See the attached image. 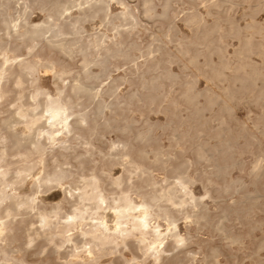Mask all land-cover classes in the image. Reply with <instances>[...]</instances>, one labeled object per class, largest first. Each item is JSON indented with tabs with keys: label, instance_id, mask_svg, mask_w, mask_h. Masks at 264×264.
<instances>
[{
	"label": "bare ground",
	"instance_id": "1",
	"mask_svg": "<svg viewBox=\"0 0 264 264\" xmlns=\"http://www.w3.org/2000/svg\"><path fill=\"white\" fill-rule=\"evenodd\" d=\"M33 1H35V0H33ZM223 2H225V0H213L209 5H216V6L222 5V6H224L222 4ZM241 2L242 1H240V3ZM253 2L254 1H252V3ZM232 3H235V2L233 1ZM236 3H238V2L236 1ZM245 3H247V2L245 1ZM261 3H263V2L261 1ZM261 3H260V5H261ZM225 5H227V4H225ZM232 5H234V4H232ZM239 5H241V4H239ZM119 6H123L122 3ZM192 6H191V8L196 7V6H194V7H192ZM167 7H168V2H166L165 5L162 7L163 8L161 11L162 13L158 15L157 12L155 11V7L152 3V0H143L142 1V7H141V13L143 14L144 17H146V19L147 18L152 19L155 16H162L163 17V16L167 15ZM256 7H258V6H256ZM206 8H204V9H206ZM212 8H214V7H210L209 9H212ZM195 9H197V7ZM40 10L45 13L44 19L40 23L29 24L27 21L28 7L26 5L23 6L21 11H19L16 16L4 17L3 8L1 7V4H0V17L2 16V19H1L2 22H1L0 30L3 31V34L0 35V56H1V59H0V99L3 98L2 96L5 94V91H3L4 84L6 85L7 81H9L10 79H13V82H14V83L12 82L13 84L10 85V88L13 92H16L15 95L17 96L15 99V104L13 105L14 108H11L9 106L13 110H11L10 114L7 117L2 118L0 120V130H4L5 133L7 134L6 138H0V143H4V142L8 143V148H7L8 150L7 149H1L3 146L0 147V161L5 162V160H6L5 158L8 154L12 155L13 158H16V159H12L11 161H8L5 165V167H3L0 164V264H20V263L14 261L12 259V256L10 255V253L14 252L16 250H14L12 248L7 249L6 248V244H7L6 240H8L9 234L11 232H13V229H14L13 219H14V217L16 215L23 214V213H25L29 217L35 218V220L28 221V223H27L28 226H26L27 228H25L26 229V236L28 238V241H27L26 246H25V251H27V248L29 246H31L32 242L34 240H36L38 237L43 236L47 239H49V238L51 239L52 236H54V237L58 236L60 238V241L58 243H56V241L53 243L54 244V251L57 254H59L60 249L62 247H64L65 245L70 246L69 252L68 253L66 252L67 253L66 256H63L64 262L61 264H96L99 262L100 258H102L103 256L108 255V254H117V253H118L119 257L123 259V264H130L131 261L132 262L134 261L137 264H147L146 261L149 258L152 260V264H163V261L165 259V253L172 250V249H175L179 246H182L185 243V239H186L183 237L184 235L183 236L181 235L182 233L180 234L177 231L178 226L176 224L177 223L176 222L177 218L175 216L176 211L173 212L172 211L173 209L171 210L170 207L180 208V210L184 214L183 217L185 216L186 219L189 218V220L192 219L194 222H200V221L207 222L208 219L206 218L207 217L206 213L203 212V211H205L204 210L205 206H204V203L202 202L203 198H200L201 196L196 197L191 192L192 188L189 189V186H188L190 179L185 174V173H187V170L185 171V173L181 170L182 166L185 162L183 164H182V162L180 164L179 163L174 164L171 167L170 161H172L173 158L170 161L168 160L169 161L168 163H170V164L165 162L168 159L167 157L169 154L167 152L169 150L167 149L168 151L166 150V152L164 153V155H166V153L168 154L167 157H164V158H166V160L164 161L162 156H163V152L165 150L162 151L161 148L163 146L160 148L159 145L158 146L155 145L158 148L153 149L151 151V153H153V157H152L153 160H150L151 159L150 158L148 161L147 158L150 155V154L148 155V150L143 148L142 146L141 147L139 146V148H137V146L140 145V143H142L144 145L147 143L146 145H148V141L151 142L150 133H151V129H153V127L150 125L151 123L147 124L146 120L145 121H146L147 126L145 129L140 127L142 125L141 124L139 126L140 130L138 128V131L137 132L135 131L136 134L133 132L135 134L134 140H136V142L137 141L140 142L137 146L135 145L137 148L136 152L132 150L133 153H135V156L131 155V150L128 147V142L120 139V137H122V136L119 137L117 135L119 137V138L117 137L118 140L117 139L115 140V138H116L115 137L114 138L115 141L111 143L110 152L108 153V157H112V158H110L111 164H113V163L114 164L117 163L118 165L120 164V166H122L123 171H124V175L121 174V172H120L121 175H119L117 177L115 175V177L113 176L114 177L113 178L110 175V173H112V171L110 172L111 167H110V169H108L107 175L109 176V181H110L109 183H110L111 187L112 186L115 187V189H110V191L108 190L110 193H112V196L110 195V197H109L103 193V182H102L103 179L101 178V176L97 172L95 173L94 171L89 175V177H86V175L85 176L81 175L80 180H77L76 182L75 181L69 182V185L62 190L64 193V200L70 206V209H68V211L65 213L61 212V205L59 203H56L55 205L51 206V208L48 210L43 205L42 199L40 198V194L46 193L45 191H47L50 188L63 185L64 181L67 180L71 176V172L67 169L68 167L65 169L63 167V164H66V162L69 161L66 158L67 153L64 151H67V150L70 151V149L72 148V145H71L72 140L79 141V143H84L85 145H89V147H90V145H91L90 137H92L94 134H98V131L100 129L103 131H105V130L110 131L111 130V132L113 133L114 130H112V129L115 128V126L117 124L113 125L110 120L105 119L106 117H104V119L106 120L104 122H102L101 120H97V118L99 119L100 117L107 116L108 113L106 115H104V111L106 108H111L110 101H109V104H107V102H105V101L102 102L101 96H103L104 93H106L107 95L109 94V96H116V94H119V93H117V89H119L120 87H118L119 85H117V81H119L120 78L119 77L113 78L111 76L112 64L116 67V69H118L119 66L115 65L113 61L121 60L123 64L124 63H128V64L132 63L136 69L143 66L146 68L147 72L152 73L150 75V77L148 79H146V77L144 75V74H146V72H145L142 75V79H143L142 82L139 79L140 80L139 83H141L140 84V86H141L140 90H143L144 92L146 90V93L148 91V93L146 94L145 97L147 99H149L150 102H152V103L156 99V95L158 93V90H160V87H159L160 82L159 81H160V79H162L161 77L173 79L174 74L172 73V71L169 70L170 68L165 69L164 71L162 70L163 72L160 73L161 75L154 74L157 71L158 72L160 71V70H158V68H159V63H161L160 62L161 60L160 61L157 59L155 60L156 54L153 55L155 51L157 52L161 49L159 46L156 47L157 42L154 43L155 48L152 47V44L149 45L148 47L146 44V48L144 47L145 48L144 50H142L140 47H138L137 44H135L134 42H127L128 38L132 35L133 30L135 29V27L138 24V18H137V15L135 14V9H133L131 7L125 6V7H123V9L121 11H119L117 13H112L108 0H45V1L40 2ZM207 10H208V8H207ZM259 10H260V8H259ZM262 10H264V9H262ZM191 11H192V9H191ZM73 12H76V14L73 15ZM193 12H194V9H193ZM214 12H216V11H214ZM214 12H213V14H214ZM255 12L256 11H254V13ZM211 14L212 13H210V16H211ZM216 14H217V12L214 15H216ZM41 15H42V13H41ZM186 15H187V13H186ZM203 15H204V13H203ZM220 15H222V14H220ZM249 15H251V14H249ZM201 16L199 14H196V13H192V14L186 16V21H185L186 24L184 23V25H187V24L191 25V26L194 25L192 27H195V26L197 27L196 30L199 32L200 36H201L200 33H202L203 35L205 34L204 36L202 35V38L198 37V40H196V41L193 40L190 43L193 44L194 46H196L197 44L205 45V47L207 49L211 45L210 44L211 40H207V39H209L207 37L210 36L211 33H213L212 35H214L216 33V31H218V28L220 29V26L217 27L212 22L213 27L211 26L212 27V28L210 27L211 29H209V28L208 29H205V28L202 29L201 27L206 26V25L204 22L205 20H203ZM144 17H142V18H144ZM220 17H221L220 19H223V22H230V20H231V19L229 20L227 18L228 21L227 20L224 21L225 17L224 18H222V16H220ZM253 17H255V15ZM218 18H219V12H218ZM205 19H207V18H205ZM96 20L99 22V26L104 28V31L99 30V29H95L93 32L88 33L86 31V28H85V23H93ZM150 22H147V23H150ZM214 22H216V21H214ZM232 22H233V19H232ZM249 22L251 23V21H249ZM252 22H253V24L256 23V21L255 22L252 21ZM141 23H142V21H141ZM143 23H142V26L144 25V27H145V24H143ZM235 24H237V22ZM257 24H255V25H257ZM188 25H187V27H188ZM218 25H220V24H218ZM227 25H228V23H227ZM231 26H232V24H231ZM235 26L237 27V25H235ZM245 26H246V24H245ZM192 27H191V29H192ZM233 27H234V25L232 27H229V28H232L233 33H234V30H236L237 28L234 27L235 28L234 29ZM241 27L243 28V26H241ZM171 28H172V26L169 27L168 31L171 30ZM222 28L223 27L221 25V30H225V27L223 29ZM146 30L147 29L145 28V31ZM228 30H231V29H228ZM239 30H240V28H239ZM220 31H218L217 33H219ZM108 32H110L111 36L109 35ZM134 32H135V30H134ZM231 32H232V30H231ZM255 32H257V34H258V32H260V30L259 31L255 30ZM224 33H226V31ZM229 33L230 32L228 31V33H226V34H229ZM253 33H254V30H253ZM191 34H192V31L190 33V36H191ZM263 34H264V32H263ZM155 35H157V34H155ZM212 35H211V37H212ZM215 35H217V34H215ZM225 35L223 37L227 36V35L226 36ZM230 35H231V33H230ZM254 35H256V34H254ZM162 36L165 37L166 39H168L169 41L172 40L169 33H164ZM183 36H185V35H183ZM186 36H188V35H186ZM196 37H194V38H196ZM227 37H229V36H227ZM232 37L235 38L234 36H232ZM241 37H243V36H241ZM261 37H263V35ZM218 38H219V36H218ZM138 39H139V37L137 38V40ZM185 39H182V40H185ZM148 40L150 41V39H148ZM153 40L159 42L160 37H153ZM182 40H181V43L183 44ZM11 41L16 42V45L14 46L15 49H18L21 45H23L26 48H29V50L26 52V56L31 55V53L33 52V49L36 47V44H35L36 42L37 43L43 42L44 44H46L47 49L49 51H56L60 55H63L66 57H72V55L74 53H77L81 56L79 69L75 75H71V68L69 67V64H62L56 70L55 62L51 59L45 60L42 62L41 61L40 62H34L33 60L31 61L30 59H28L27 57L18 58V56H14L11 58L7 55V53L10 50L9 43ZM169 41H168V43H169ZM187 41L188 40L186 39V41H184V42H186L188 44L189 42H187ZM216 41L219 42V39L216 38ZM160 43H161V41H160ZM186 43H184V44H186ZM221 43L224 44L223 42H221ZM149 44H150V42H149ZM176 44H177V41H176ZM225 44H226V42H225ZM242 44H241L242 45L241 49L237 52L238 63L234 67V69L238 72L243 71L242 76L240 75V76H236V78H234L235 80H238V82L240 83V84L238 83L239 85H242V82L243 83L246 81L248 82V80L251 82V81H254L256 78H259L258 76L261 74V72L263 70V69L259 70L258 67H256L254 64L249 62L250 55L254 52V44H253L252 39L248 37V39L245 40ZM159 45H161V44H159ZM260 45H262V44H259L258 47H260ZM162 47L166 48L164 45ZM196 47H198V46H196ZM214 47H216V45ZM219 47L220 46H218V50H219ZM258 47H256L257 51H258ZM262 48L264 49V47H262ZM262 48H261V50H263ZM225 49H226V47H224V51H225ZM218 50H217V52L220 51L219 54H221V57L219 55V57L217 58V60L219 59V61H220V63H219V61H217L219 64L218 67H215L213 64H212L213 65L212 66L209 63L210 65H208L209 66L208 68L214 73V74H211V73L209 74L210 76H212V75L214 76L211 79H215V76H216V78L218 80H221V82H222V79H224L225 75H226V73L224 74V69L229 68V63H227L228 61L226 60V58H225V60L227 62L224 60V57L222 55L223 51L221 49L219 51ZM133 51H139L140 52V56H143V58H144L143 63L139 64L137 62V57L133 54ZM165 51H166V49H165ZM168 52L169 51H166V53H168ZM175 52H174V54H177ZM188 52H189L188 47L182 48L180 50V54L183 56H185L184 54H187ZM213 52L215 53L216 51L212 50L211 53H213ZM198 53H199V51H196V53L194 55L189 53L191 55V57H190V55L187 54V56L190 57V59L188 61L190 64H193L192 65L193 67H194V65H198V64L200 65V63L198 62ZM205 53L206 52H204V54ZM226 53H228V52H226ZM211 55H215V54H211ZM226 55H228V54H226ZM154 56H155V58H154ZM215 56L217 57V55H215ZM253 56H255V55H253ZM263 56H264V54H263ZM206 57H208V56H206ZM168 58L171 59L172 57L169 56ZM203 58H205V57L203 56ZM210 58H211V56H210ZM230 58H231V56H230ZM233 58H234V56H233ZM175 59H176V57H175ZM178 61H181L180 57H179ZM188 61H184V62H188ZM204 61H202V63ZM253 61H254V59H253ZM197 62H198V64H197ZM208 62H210V61H208ZM211 62H212V60H211ZM254 63L256 64L257 62H254ZM263 63H264V60H263ZM263 63H261V64H263ZM232 64H233V62H232ZM203 65L206 66L205 62H204V64L201 65V68H204ZM233 65H235V64H233ZM165 66H167V63ZM179 66H181V65L179 64ZM40 68H43L44 72H47V73H48V71H51L53 73L56 81H59V83H57L54 86L56 88L55 89L56 93H53V94H55V95H52L51 92H49L48 90L42 89L41 86L39 85L41 82L38 84V81H40V80L36 76L37 75L36 73L39 71ZM94 68H96L97 70H94ZM121 68L124 69L123 67H121ZM209 69H207V70H209ZM210 70H209V72H211ZM231 70H233V69H231ZM128 71H129V69H128ZM200 71H202V70H200ZM205 73H203V75ZM206 74H208V73H206ZM231 75H233V74H231ZM234 75H237V74L234 73ZM260 76H262V75H260ZM54 77H51V79ZM130 77H131V75H130ZM67 78H69V79H67ZM136 78H137V75H136ZM176 78H177V76L174 78V81ZM105 80H108V81H106V83L104 84ZM204 80H205V78H204ZM207 80H209V78ZM124 81H126V79ZM167 81H169V80H166L165 84L167 83ZM209 81L212 82V80H209ZM215 81L216 80H213V83ZM256 81H260V80H256ZM232 83H233V81H232ZM232 83L230 85H232ZM24 84H30L29 87L32 88L31 91H29L28 93H25L26 95L23 93V91H24L23 88H22V90H19V88ZM160 84H162V83H160ZM226 84H229L228 81ZM244 84H247V83H244ZM183 85H184V83H183ZM230 85H228V86H230ZM260 85H261V83H260ZM102 86H106V88L103 89ZM163 86H165V85H163ZM169 87H170V85H169ZM173 87H174V85H173ZM214 87H216V85ZM220 87L222 88V86H220ZM248 87H250V86H248ZM259 88H260V86H259ZM262 88L264 89V87H262ZM127 89H129V87ZM232 89H233V87H231V90ZM133 90H134V88H133ZM136 90L139 91V89H136ZM136 90H134V91H136ZM247 90H248V88H247ZM260 90H259L258 95L262 94V91H260ZM130 92H129V94H130ZM141 92L142 91H140L139 94H141ZM144 92H143V95H144ZM233 92H234V90H233ZM236 92H237V89H236ZM254 92H256V90H254ZM132 93L133 92H131V94H130L131 98H132V99L130 98L131 100H133V98L135 100V97L140 99L141 98L140 96H142V99L144 98L143 95H139L137 92H135L133 94ZM162 93H163V90H162ZM181 93H182V97H183V98H181V100L182 99L184 100L183 102L186 103V107L188 106V107L192 108L193 113H195L199 116L202 115L203 111H205L206 109H209V106H211L213 103H216V101H221V104H222L221 108L223 110H230V105L228 104V101L230 99H232L233 95H234L230 91V89L226 88V86H225L224 91H223V95H224L223 98L218 96V95L216 97H213L211 95H206L205 99H204L205 100L204 104L200 105L198 98L203 94H202V92L195 89V86L193 84L186 83L184 90ZM238 93H237V95H238ZM256 94H257V92H256ZM249 95H251V94H249ZM124 96H126V95H124ZM163 96H165V95H163ZM81 98H83V99L85 98V100L87 102H95L94 103L95 106L92 103V105L95 107L94 113L93 114L91 113L93 115L92 119L89 117V115L87 113L89 111L86 112L88 107L85 106L86 107L85 112H82V110H81L82 103L80 101ZM106 98H108V97H106ZM122 98H123V96H122ZM127 98H128V99H126V101H128L127 105L129 106V104H128L129 103V97H127ZM239 98L240 97H238V99ZM124 99H125V97L123 98V100ZM147 99H145V100H147ZM85 100H84V102H85ZM103 100H104V98H103ZM174 100H175V98H174ZM253 100H255V97ZM112 101H114V98H112ZM258 101H260V100H257V102ZM118 102H121V101H119V98H118ZM136 102H137V99H136ZM138 102H139V100H138ZM171 102H172V100H171ZM183 102H181V103H183ZM230 102H231V100H230ZM137 103H136V106H137ZM152 103H151V106H152ZM176 103H178V102L176 101ZM116 104H117V102H116ZM174 104H175V102H174ZM256 104H258V103H256ZM89 105H91V104L89 103ZM130 105H131V102H130ZM141 105H143V104H141ZM216 105H217V103H216ZM231 105H232V103H231ZM128 106H126V107H128ZM132 107H134V106H132ZM143 107H141L142 112L143 111L146 112L147 110L146 109L143 110ZM152 107H154V105ZM155 107H157V106H155ZM176 107H177V105H176ZM180 107H181V105H180ZM162 108H164V107H162ZM174 108H175V106H174ZM263 108H261V109H263ZM91 109H92V107H91ZM115 109H117V108H115ZM122 109H124V108H122ZM128 110L129 109L127 108V111ZM132 110H134V108ZM221 110H219V111H221ZM125 111H126V109H125ZM157 111L159 112L160 109ZM189 111H190V109H189ZM148 112H149V110H148ZM162 112H165V111H162ZM0 113H1V111H0ZM122 113H123V115L125 114L123 111H122ZM122 113L119 112V115H121ZM166 113L167 112H165V114ZM168 113L171 115L172 112L168 111ZM208 113H209V111H208ZM223 113H224V111H223ZM228 113L227 114L225 113V115L229 118L231 117L230 115H234L233 110L231 112L232 114L228 115ZM112 114L113 115L116 114L114 112V109H113ZM130 114L131 115H129V118L131 116H133L132 112ZM137 114H138V112H137ZM142 114H145V113H142ZM110 115H109V117H110ZM114 116H116V115H114ZM124 116H123V118H124ZM109 117L107 116V118H109ZM219 117H217V118H219ZM263 117H264V115H263ZM136 118H138V115ZM109 119H111V118H109ZM131 119L132 118H130V121H131ZM200 119H202V118L200 117ZM204 119H205V117H204ZM207 119H208V117H207ZM213 119H214V117H213ZM224 120H225V118H224ZM98 121L101 124L104 123L103 129L99 128V130H97L98 126L101 125V124L100 125L98 124ZM124 121L126 122V119ZM212 121H214V120H212ZM217 121H218V119H217ZM134 122L135 121H133V123ZM205 122H207V121H205ZM115 123H116V121H115ZM178 123H180V122H178ZM189 123H190V121H189ZM221 123H220V126H221ZM18 125L19 126L23 125L24 129L22 131H21V129L18 131L17 130ZM124 125H123V127H121L122 125L121 126L117 125L119 127L116 126V129L121 130V133L124 131L129 132V131L133 130V129H129L128 126L124 127ZM142 126H145V125L143 124ZM190 126H192V125H190ZM190 126L188 125V127H190ZM201 126H203V125H201ZM193 127H194V124H193ZM21 128H22V126H21ZM141 128H142V130H141ZM155 128L156 127H154V129ZM215 128H217V127H215ZM263 129H261L260 131H262ZM220 130H222V129H220ZM225 130H223V131H225ZM243 130H241V131H243ZM250 130H252V129H250ZM84 131H85V133H84ZM241 131L239 130L237 132L240 133ZM106 133H103V134H106ZM155 133H157V132L155 131ZM227 133H225V134H227ZM252 133L253 132H251L249 134L252 135ZM84 134L85 135L87 134V136L88 135L89 136L87 138H84L83 137ZM123 134L125 135V132ZM184 134L186 135V132H184ZM200 134H201V132H199V136H201ZM154 135H156V134H154ZM250 135H248V137ZM103 136H105V135H103ZM151 136H153V133ZM174 136L176 137V134H174ZM195 136H196V134H195ZM227 136H228V134H227ZM240 136H242V135H240ZM132 137L130 138V141H131ZM186 137H188V136L186 135ZM224 137H226V135ZM206 138L208 139L209 137L207 136ZM262 138H263V136H262ZM95 139H94V141L97 140V139L96 140ZM152 139H154V138H152ZM155 139H158V138H155ZM224 139H225V141H227L228 138L227 139L224 138ZM254 139H255V137H254ZM254 139H253V142H254ZM256 139H258V138H256ZM128 140H129V138H128ZM173 140H175V139H173ZM188 140H190V134H189ZM208 140H205V142H207ZM158 141H160V140H157V142ZM170 141L173 142L172 140H170ZM213 141H215V140H213ZM222 141H221V143L218 141V143H220L219 145H222ZM235 141H236V139H235ZM157 142L152 143L153 144V145H151L152 148L154 147V144ZM105 143H106V141H105ZM129 143H132V142H129ZM210 143L208 142V144H210ZM227 143H226V145H227ZM101 144H102V142H101ZM134 144H136V143H134ZM157 144H159V143H157ZM194 144H195V154L197 156V160L199 162L204 161V163H205V161H206V163L210 162L212 164L213 169L217 172V174H220L221 171L224 168H226L227 166L232 167V166H229L230 164L228 165L226 163H220L218 161L219 159H217L216 157L214 158L213 153L210 152V150L208 149L209 146L207 144H205L204 142L202 143L201 140L200 141L197 140V143L195 142ZM93 145H91V147H94ZM104 145L106 146V144H104ZM104 145H102V147ZM171 145H172V143H171ZM207 146H208V148H207ZM223 146H225V142H224ZM246 146L251 147L250 145H248V143ZM91 147H90V149H91ZM230 147H231L230 145H229V148L227 146V150L230 149ZM103 149L105 150L106 148L103 147ZM215 149L214 150L216 152H217V150H219V149H217V147H215ZM225 149H226V147H225ZM233 149H234V147H233ZM233 149H232V152H233ZM235 149H236V147H235ZM69 151H68V153H69ZM174 151L176 152L175 149H174ZM238 151H239V149H238ZM71 152L72 151H70V153ZM92 152H93V150H92ZM95 152L96 151H94V153ZM100 152L102 153L103 151L101 150ZM232 152H231V155H232ZM242 152H243V150H242ZM258 152H259V150H258ZM73 153L74 152L71 153V156H74V155H72ZM240 153H241V150H240ZM253 153H254V151H253ZM218 155H219V153H218ZM35 156H37L39 158L38 163H40L39 165L42 166V172L39 175L34 177L32 172H33V169L35 168L36 165L33 164L32 161H33V158ZM71 156L69 155L68 158ZM102 156H101V158H102ZM170 156H172V155L170 154ZM174 156H176V155H174ZM49 157H50V160H52L51 161L52 164L48 161ZM74 157H75V159L80 158L79 155L74 156ZM260 157H261V155H260ZM62 158H66L67 161L61 160ZM101 158H99V159H101ZM106 158H107V156H106ZM233 158H234V156H233ZM104 159H105V155H104ZM174 159H176V158H174ZM182 159H184V158H182ZM236 159H237V156H236ZM97 160H98V158H97ZM146 160H147V162L153 161L154 165L156 163V165L157 164H158V166L161 165V167L165 166V164L167 163L171 168V173H172V175L170 176L171 180H169L168 177H165L166 179L163 180V183L165 181L166 185L161 184V185H159V187H157V183L154 182L151 179V177L149 178V172H153V170L150 171V167H151L150 163H149L150 167L148 164H145ZM174 161L175 160H173V162ZM184 161H187V159L185 158ZM225 162H227V161H225ZM233 162L235 164L237 163L235 161H233ZM233 162H232V164H233ZM239 162H241V161H239ZM260 163H261V159L259 158L253 166V175H255L256 177L258 176V174L260 175V173H261V172L259 173ZM68 164H69V162H68ZM90 164L91 163H89L88 166ZM235 164H233L234 167H235ZM10 165H14L15 168L11 169ZM90 166L88 168L89 173H90V171H89ZM96 166H97V163H96ZM99 166H100V164H99ZM77 167H75V169ZM262 167H263V165H262ZM153 168H155V167L153 166ZM170 168H169V170H170ZM226 169H227V171H229L228 168H226ZM240 170H242V168ZM85 171H83V173ZM167 172H168V170H167ZM224 172H225V174L228 173V172H226V170ZM230 173H228V174H230ZM248 173L246 175H248ZM102 175H103V173H102ZM194 175H195V173H194ZM133 176H136L137 179H139L141 181V184L136 185L134 183ZM164 176H165V174H164ZM261 176H262V174H261ZM28 177H33L32 178V184H31L32 187L30 185L31 191L29 193H24L23 191H21V188H22L23 184L25 183L26 179H28ZM75 177H76V175H75ZM152 177H154V176H152ZM209 177L211 179V176H209ZM157 178L159 179V176ZM157 178H153V179H157ZM205 180H207V179H205ZM241 180L242 179H240V181H238V182L241 183ZM225 182L226 181L224 180V184H225ZM255 182L256 181H254V183ZM202 183H203V181H202ZM212 183H214V182H212ZM233 184H236V183H233ZM251 185H253V183ZM26 186H25V188H27ZM202 186H203V184H202ZM226 186H228V185H226ZM147 187L150 188V190L146 191L145 189H147ZM191 187H192V185H191ZM219 187H221V185ZM222 187H223V185H222ZM237 188H239V187H237ZM240 188L242 189V187H240ZM226 189L223 188V190H226ZM256 189H257V187H256ZM132 191L137 193V195L140 197L139 202H135V200L131 198L130 192H132ZM205 191H206V189H205ZM227 191H228V189H227ZM227 191H226V193H227ZM238 191H239V189H238ZM222 193H224V192H222ZM230 193H232V192H230ZM248 193H249V191H248ZM209 194H210V192H209ZM205 196H207V195H205ZM205 196H203V197H205ZM256 196L257 195H250L249 194V195H246V198L248 200H253L254 197H256ZM262 196L260 198H262ZM45 197H47V196H45ZM211 199H212V196H211ZM216 199H218V198L216 197ZM255 200L258 201L257 198ZM235 201L236 200H234V202ZM239 202H241V201H239ZM250 202H252V201H249V203ZM254 202H253V204H254ZM162 203H164V204L167 203L168 206L163 205ZM249 203H248V205H250ZM215 204H216V202H215ZM241 205H243V203H241ZM187 206L191 207V210L186 209L183 211L184 207H187ZM253 206H255V205H253ZM108 213L112 214V217H113L112 224H109ZM208 213H210V211ZM221 214H222V212H221ZM239 214H240V212H239ZM209 215L210 214H208V217H209ZM228 215H229V213L227 214L226 212H223L222 216L226 217ZM177 216H179V214ZM159 217H161L166 222L167 227L165 230L161 229V225H160L161 223H159L157 221V218H159ZM217 217H219V215ZM179 218H180V216H179ZM225 219H224V221H225ZM187 221H188V219H187ZM208 221H211V219ZM21 222H23V219L20 220V223ZM36 223H37V225H36ZM205 226H207V225H205ZM187 227H189V225ZM258 228H260V227H258ZM216 229L220 230L221 232L228 235V237H229L228 240H232L234 242L240 240V238L238 236L230 235V234L226 233V230L222 226H217ZM254 229H256V228H254ZM11 235H12L11 237L13 238L14 237L13 233ZM185 237H186V235H185ZM25 239H26V237H25ZM168 240H170L171 242L169 243ZM133 241L135 242V244H134L135 250H133L131 248ZM10 244H12V243H10ZM257 245H259V243ZM181 248H184V247H181ZM213 249L214 250H212L210 252V254L208 256H206L207 258H215L217 252H216L215 248H213ZM65 250H66V248H65ZM123 250H128L130 252V254H131L130 259L126 258ZM41 251H43V250L40 249L39 252H41ZM170 253H171V251H170ZM177 258H178L177 254H174V255L171 254L170 260H172V262L169 264H178V263H180V264L185 263L186 264V262H183L182 259H180V261H173L175 259L177 260ZM212 261H213V259H212ZM115 262L116 261H114V263ZM117 263L120 264V262H118V261H117Z\"/></svg>",
	"mask_w": 264,
	"mask_h": 264
},
{
	"label": "rangeland",
	"instance_id": "2",
	"mask_svg": "<svg viewBox=\"0 0 264 264\" xmlns=\"http://www.w3.org/2000/svg\"><path fill=\"white\" fill-rule=\"evenodd\" d=\"M41 1H45V0H35V1H33V0H0V4H1V7L3 8L4 17L16 16L18 14V12L21 11V9L23 8V6L26 5L28 7V14H27V21H28V23L29 24H37V23H40L44 19V17H45V13L40 10V2ZM108 1H109V4H110V8H111L112 13H117V12L121 11L123 9V7H125V6L126 7H131L133 9H135V14L137 15V18H138V24H137V26L134 29L136 33L133 30L132 35L128 38V41L127 42H134L142 50H144L146 48V44H147V47L152 44V47L155 48L154 47V43L157 42L156 43V47L159 46L161 49L159 51H157V52L155 51L153 55L156 54L155 55L156 58L154 56L155 60L156 59L159 60V61L161 60L160 61L161 63H159V68L160 69L158 68V70H160V71L159 72L157 71L154 74L161 75L160 73H162L165 69H169L170 68L169 70L172 71V73L174 74V78L176 76H177V78L174 81V78L173 79H168V78L161 77L162 79H160V81H159L160 83H162V84L159 83L160 90H158V93L156 95V99L152 103V102H150L149 99H147L145 97L146 94L148 93V91L146 93V90H145V92L143 90H140L141 89L140 88L141 87L140 86L141 83H139L140 80H141V82L143 81L142 75L145 72H146V74H144V75H145L146 79H148L152 73L147 72L146 71V68L143 67V66H141L138 69H136L135 66L132 63H130V64L124 63L123 64L121 60L113 61L115 65H118L119 66L118 69H116V67L113 64L111 66V76L113 78H117V77L120 78V80L117 81V85H119L118 87H120L119 89H117V93H119V94H116V96H109V94L107 95L106 93H104V95H103L104 97L101 96L102 102L105 101V102H107V104H109V101H110L111 108H106L105 111H104V115H106L108 113L107 116L109 117V115L111 114L110 117H109L111 119L107 118V116H103V117H100L99 119L97 118V120H101L102 122H104L106 120H110L113 125H116V124L119 125V126L122 125L121 127H123V125L125 124L124 127H127L128 126L129 129H133V130H131L129 132L128 131H124L125 132V135H124L123 134L124 132L121 133V130L116 129V126H117L116 125L115 128L112 129V130H114L113 133L111 132V130L110 131L109 130L103 131V130L100 129L101 130L100 131L99 128H102L103 129L104 128V123L101 124L98 121V124L99 125L101 124L100 125L101 127L98 126V129L97 130H99L101 133L98 131V134H94L92 137H90V143H91V145L94 144L93 145L94 147H91V145H90V147H91V149H90L89 145H85L84 143H79V141L72 140L71 141V145H72V148L73 149L71 148L70 151L74 152L72 155H74V156L79 155L80 158L79 159H75L74 156H71V153L72 152L70 153L69 150L64 151V152L67 153V154L66 153L65 154H66V158L69 161H67L66 158H62L61 160H66L67 161L66 164H63V167L65 169L68 167L67 169L71 172V176L67 180L64 181L63 185L50 188L47 191H45L46 193L40 194V198L42 199L43 205L49 210L51 208V206L55 205L56 203H59L61 205V212L62 213L67 212L68 209H70V206L64 200V193H63L62 190L69 185V182H74V181L76 182L77 180H80L81 175H84V176L86 175V177H89V175L93 171L95 173L97 172L101 176V178L103 179V181H102L103 182V193L106 196H109V197H110V195L112 196V193H110L109 191H110V189H115V187H113V186L111 187V185L109 183L110 182L109 181V176L107 175L108 169H110V167H111L110 172L112 171V173H110V175L112 177L113 176L115 177V175H116V177L119 176V175H121V174L124 175V171H123L122 166H120V164L119 165L117 163H115L116 165L114 163L111 164L110 158H112V157H108V153L110 152L111 143L114 142L116 139L118 140V138L120 136H122V137H120L121 140H125V141L128 142V147L131 150V155L132 156H135V153H133V151L136 152V150H137V148H139V146L140 147L142 146L143 148L147 149L148 150V155L150 154L149 157L147 158L148 161H149L150 158H151L150 160H153V158H152L153 157V153H151V151L153 149L158 148L157 147L158 145L160 146V148L163 146L161 149H162V151L165 150L163 152V156H162V158L164 159V161L166 160V158H164V157H167L168 154H169L168 157H167L168 159L165 162L168 163L170 160H172V158H173V160H175L174 161L175 163L173 162V160L170 161V163H171L170 166L171 167L174 164H178V163L180 164L181 162L183 164L185 162L183 164L181 170L184 173L187 170V173H185V174L190 179L189 180V184H188L189 189L192 188L191 189V192L196 197H200L201 196L200 198H203L202 202L204 203V206H205V209L204 210L206 211V212L205 211H203V212L206 213V215H207L206 218L208 220H210V219H211V221L213 220L212 222L211 221H208V220H207V222H204V221L194 222L192 219L189 220V218H187L188 219V221H187L186 217L185 216L183 217L184 214L180 210V208H178V207H170L171 210L173 209L172 210L173 212L176 211L175 212L176 214L175 213L174 214H175V216L177 218V221H176L177 222L176 224L178 226L177 227L178 228L177 231L180 234L182 233L181 235L182 236L184 235L183 237L186 238V239H185V243L182 246H179V247H177L175 249L170 250L171 253H170V251H168L169 253L168 252L165 253V259L163 261V264H169V263L172 262V260H170L171 254L172 255H174V254H177L178 255L177 260L175 259L173 261H180V259H182V261L183 262H186V264H264V195H263L264 194V171H263L264 170V156H263L264 155V139H263L264 138V131H263L264 130L263 129L264 128V117H263V115H264V112H263L264 111V108H263L264 107V97H263L264 96V89L262 88V87H264V84H263L264 83V63H263V60H264V56H263L264 51L263 50L264 49L262 48V47H264V38H263L264 37V34H263V32H264V10H262V9H264V0H260V1L259 0H257V1L256 0H251V1L250 0H248V1L247 0H240L242 2L244 1L243 3L242 2L240 3L239 0H229V1L228 0H225V2L222 3L224 6H222V5H220V6L209 5L213 0H175V1L174 0H152V3L154 5V7H155V11L157 12L158 15L162 13L161 12L162 9H163L162 7L165 5L166 2H168L167 15L166 16H163V17L162 16H155L152 19H149V18L146 19V17H144L143 14L141 13V7H142V1L143 0H108ZM233 1L235 3H232ZM236 1L239 4H241V5H239L238 3H236ZM245 1L247 3H245ZM252 1H254V2L252 3ZM261 1L263 3H261ZM121 3H122L123 6H119V5H121ZM260 3H261V5H260ZM225 4H227V5H225ZM232 4H234V5H232ZM191 6L192 7L196 6L197 9H195L196 7L191 8ZM256 6H258V7H256ZM206 7L208 8V10H207ZM210 7H214V8L209 9ZM204 8H206V9H204ZM259 8H260V10H259ZM191 9H192V11H191ZM193 9H194V12H193ZM208 11L210 13H212L211 16H210V13ZM214 11L217 12V14H216L217 16L214 15L216 13ZM254 11H256V12L254 13ZM213 12H214V14H213ZM218 12H219V18H218ZM41 13H42V15H41ZM186 13H187V15H186ZM192 13L199 14L200 16L202 15L201 17H202L203 20H205L204 22H205V25H206V26H202L201 27L202 29H204V28L205 29H208V28L211 29L213 27L212 22H213V24H215V26H217V27L220 26V29L218 28V31L221 30V25H222L223 28L225 27V30H221L219 33H217L218 31H216V33L214 32L217 35H215V34L212 35L213 33H211L210 36L207 37V38H209L207 40H211V43H210L211 44L210 45L211 47L209 46V48H207V49H206L205 45L197 44L196 46H198V47H196V46H194L193 44L190 43L193 40L194 41L198 40V37L202 38V35H203L202 33H200L201 36L199 35V32L196 30L197 29L196 26L195 27H192L194 25L191 26V25H188L187 24L188 25V27H187V25H184V23L186 24V22H185L186 21V16H188V15H190ZM203 13H204L205 16L203 15ZM75 14H76V12H73V15H75ZM220 14H222V15H220ZM249 14H251V15H249ZM252 15L253 16L255 15V17H253ZM220 16H222V18L225 17V20L224 21H226V20L228 21V19L229 20L231 19V20H230V22H223V19H220L221 18ZM142 17H144V18H142ZM205 18H207V19H205ZM1 19H2V16L0 17V28H1V22H2ZM232 19H233V22H232ZM213 20L216 21V22H214ZM141 21H142V23L144 22L143 24H145V27H144V25L142 26ZM146 21L147 22H150L151 21V22L150 23H147ZM249 21H251L252 24ZM252 21H254V22L256 21L255 24H257V23L258 24L255 25V24H253ZM236 22H237V24H235ZM227 23H228V25H227ZM218 24H220V25H218ZM231 24H232V26L234 25V27L237 28L236 30H234V33H233V29L232 28H229V27H232ZM245 24H246V26H245ZM235 25H237V27ZM170 26H172V28H171V30L168 31V29H169ZM190 26L192 27V29H191ZM241 26H243V28ZM85 28H86V31L88 33L93 32L95 29H99V30L104 31V28H102V27L99 26V22L97 20L94 21L93 23H85ZM145 28L147 29L146 31H145ZM187 28L188 29L190 28V29L188 30ZM239 28H240V30H239ZM228 29H231L232 32H231V30H228ZM258 29L260 30V32H258V34H257V32H255V30L256 31H259ZM190 30L192 31L191 36H190V33H191ZM227 30L231 33V35H230V33L229 34H226V33H228ZM253 30H254V33H253ZM225 31H226V33H224ZM108 33L111 36L110 32H108ZM164 33H169V35L171 36L172 40L169 41L168 39H166L165 37H163L162 35ZM2 34H3V31L0 30V35H2ZM155 34H157V35H155ZM223 34L224 35L226 34L229 37H227L226 35H225L226 37H223L224 36ZM254 34H256V35H254ZM183 35H185V36L188 35V36L185 37ZM211 35H212V37H211ZM262 35H263V37H261ZM218 36H219V38H218ZM230 36L231 37L234 36L235 38H233V37L231 38ZM239 36L240 37L243 36V37L240 38ZM138 37H139V39L137 40ZM153 37H160L161 43H160V41L159 42L158 41H154L153 40ZM184 37L188 40L187 41V42H189L188 44L186 42H184V41H186V39ZM194 37H196V38H194ZM248 37L252 39L253 44H254V52L250 55L249 62H251L252 64H254L256 67H258L259 70L260 69L261 70L263 69L262 72L260 71L261 72L260 75H262V76L259 75L258 76L259 78H256L254 81H251L252 83L248 80V82L247 81L244 82V83H247V84H244L242 82V85H239L240 83L238 82V80H235L234 78H236V76H240V75L242 76L243 75V71L238 72V71H236L234 69V67L238 63V60H237V52L241 49V47L243 45L242 43L245 40H247ZM216 38L219 39V42L216 41ZM148 39H150V41ZM182 39H185V40H182ZM181 40H182L183 44L181 43ZM168 41H169V43H168ZM176 41H177V44H176ZM224 41L226 42V44H225ZM149 42H150V44H149ZM221 42H223L224 44H222ZM158 43L161 44V45H159ZM184 43H186V44H184ZM35 44H36V47L33 49V52L31 53V55H29V56L27 55L26 56V52L29 50V48H26L23 45H21L18 49H15L14 46L16 45V42L15 41H11L9 43L10 50L7 53V55L9 57H11V58L14 57V56H18V58L27 57L28 59H30L31 61L33 60L34 62H40V61L42 62V61L50 60L51 59V60H53L55 62V68H56V70L62 64H69V67L71 68V75H75L77 73V71L79 69L80 60H81V56L79 54L74 53L72 55V57H66V56L60 55L56 51H49L47 49L46 44H44L43 42H38V43L36 42ZM259 44H262L263 45V46L260 45V47L263 50H261V48L258 47ZM163 45L166 48L162 47ZM215 45H216V47H214ZM218 46H220L219 47V50L221 49L223 51L222 52V55L224 57V60L226 58V60L228 62L226 60L225 61L227 63H229V68L224 69V74L226 73V75H225V78L222 79V82H221V80H218L216 78V76H215V79H211L214 76L213 75L210 76L209 74L210 73L211 74H214V73L208 68L209 67L208 65H210V64L211 65L213 64L215 67H218V65H219L218 62H217V61H219V59L217 60V58L219 57V55L221 57V54H219L220 51L218 50ZM255 46L258 47V51H257V48ZM185 47H188L189 48V52L187 53L188 55H190V54L194 55L196 53V51H199V53H198V62L200 63V65L197 62L198 65H194V67H193L192 66L193 64H190L189 61H188L190 59L191 55L189 57V56H187V54H184L185 56H183V55L180 54V50L182 48H185ZM224 47H226L225 51H224ZM165 49H166V51H169L168 52L169 54L166 53ZM212 50L213 51H216V52L215 53L214 52L211 53ZM217 50L219 52H217ZM174 52L177 53V54H174ZM204 52H206V53L204 54ZM226 52H228V53H226ZM133 54L137 57V62L139 64L140 63H143L144 58H143V56H140V52L139 51H133ZM211 54H215V55H217V57L215 55H211ZM226 54H228V55H226ZM205 55L208 56V57H206ZM253 55H255V56H253ZM169 56L172 57V58L174 57V58L173 59L172 58L170 59V58H168ZM203 56L205 58H203ZM210 56H211V58H210ZM230 56H231L232 59L230 58ZM233 56H234V58H233ZM175 57H176V59H175ZM179 57H180V60L181 61H178L179 60ZM0 59H1V56H0ZM253 59H254V61H253ZM183 60L184 61H188V62H184ZM211 60H212V62H211ZM202 61H204L205 62V65H206V66L203 65L204 68H201V65L204 64V62L202 63ZM208 61H210V62H208ZM232 62L235 65H233ZM254 62H257V63L255 64ZM166 63H167V66H165ZM219 63H220V61H219ZM261 63H263V64H261ZM179 64L181 66H179ZM121 67H123L124 69H122ZM40 69L36 73L37 74L36 76L40 80V81H38V84L41 82L39 85L41 86L42 89L48 90L49 92H51L52 95H55V94H53V93H56V90H55L56 88L54 86L57 83H59V81H56V79H55V77H54V75H53V73L51 71H48V73H47V72H44L43 68H40ZM128 69H129V71H128ZM207 69H209L211 72H209V70H207ZM231 69H233V70H231ZM94 70H97V69L94 68ZM200 70H202V71H200ZM202 72L203 73L206 72L208 74L205 73L203 75ZM234 73H236L237 75H234ZM231 74H233L234 76L231 75ZM130 75H131V77H130ZM136 75H137V78H136ZM51 77H54V78L51 79ZM203 77L205 78V80H204ZM208 78H209V80H212V82L209 81V80H207ZM67 79H69V78H67ZM125 79H126V81H124ZM10 80L7 81L6 85L4 84V87H3V91H5V94L2 96L3 98L0 99V111H1V113H0V120L2 118L7 117L10 114L11 110H13L11 108H14L13 105L15 104V99L17 97L15 95L16 92H13L11 90V88H10V85H12L14 83L13 82V79H10ZM166 80H169V81H167V83L165 84ZM213 80H216V81L213 83ZM256 80H260V81H256ZM106 81H108V80H105L104 84L106 83ZM227 81H228L229 84H226ZM232 81H233L234 84L232 83ZM183 83H184V85H183ZM186 83L193 84L195 86V89H197L198 91L202 92L203 95H201L198 98V101H199V104L200 105L204 104V101H205L204 99H205V96L206 95H211L213 97H216L218 95V96H220V97L223 98L224 97L223 91H224V87L226 86V88H229L230 91L234 94L233 95V98L230 99L231 102H230V100L228 101V104L230 105V110L231 111L230 110H223L221 108L222 107L221 101H216L217 105H216V103H213L211 106H209V109H206L205 111H203L202 115L199 116V115L193 113L192 108H190L188 106L186 107V103L183 102L184 100L183 99L181 100V98H183L181 92H183ZM231 83H232V85H230ZM260 83H261V85H260ZM214 84L216 85V87H214L215 86ZM163 85H165V86H163ZM169 85H170V87H169ZM173 85H174V87H173ZM228 85H230V86H228ZM22 86L19 88V90H22V88H23V90H24L23 93L24 94L25 93H28L29 91L32 90V88L29 87L30 84H24ZM220 86H222V88ZM248 86H250V87H248ZM259 86H260V88H259ZM128 87H129V89H127ZM231 87H233L232 90H231ZM246 87L248 88V90H247ZM102 88L105 89L106 86H102ZM133 88H134V90L139 89V91H137V90L134 91ZM236 89H237V92H236ZM253 89L256 90L257 94H256V92H254ZM129 90L131 92H133V93L137 92L138 94L140 93V91H142L141 94H139V95H143V92H144V95H143L144 98L142 99V96H140L141 97L140 99H138L137 97H135V100H134V98H133V100H131L132 99L131 98V95H130L131 92ZM162 90H163V93H162ZM233 90H234V92H233ZM259 90L262 91V94L261 95H258ZM129 92H130V94H129ZM237 93H238V95H237ZM240 94L241 95L243 94L242 95L243 97ZM249 94H251V95H249ZM124 95H126V96H124ZM163 95H165V96H163ZM122 96H123V98L125 97L124 100H123ZM106 97H108V98H106ZM127 97H129V103H128L129 106L127 105V102L128 101H126V99H128ZM238 97H240V98L238 99ZM254 97H255V100L257 99V100H260V101L257 102V100L256 101L253 100ZM103 98H104V100H103ZM112 98H114V101H112ZM118 98H119V101H121V102H118ZM174 98H175V100H174ZM136 99H137V102H138V100H139V102L140 101L141 102L140 103L139 102L137 103L136 102ZM145 99H147V100H145ZM84 100H85V98L84 99L81 98V100H80L81 103H82L81 110H82V112H85L86 107H88L87 110H86V112L87 111L90 112V113L89 112H87V113H88L89 117L92 119V117H93L92 114L94 113V110H95V107H94L95 106V104H94L95 102H87L86 100L84 102ZM171 100H172L173 103L171 102ZM176 101L178 103H176ZM116 102H117V104H116ZM130 102H131V105L134 106V107H132L130 105ZM174 102H175V104H174ZM181 102H183V103H181ZM89 103L91 105H89ZM92 103H93L94 106L92 105ZM136 103H137V106H136ZM151 103H152V106L154 105V107L151 106ZM231 103H232V105H231ZM256 103H258V104H256ZM141 104H143V105H141ZM176 105H177V107H176ZM180 105H181V107H180ZM126 106H128V107H126ZM155 106H157V107H155ZM174 106H175L176 109L174 108ZM91 107H92L93 110L91 109ZM141 107H143V110L146 109L147 111L146 112L145 111L142 112ZM162 107H164V108H162ZM115 108H117V109H115ZM122 108H124V109H122ZM127 108L129 109L128 111H127ZM133 108H134V110H132ZM188 108L190 109V111H189ZM261 108H263V109H261ZM113 109H114V112L116 113L114 115H116V116H114L112 114ZM125 109H126V111H125ZM156 109L157 110L160 109V111H159L160 113ZM148 110H149V112H148ZM207 110L209 111V113H208ZM219 110H221V111H219ZM232 110H233L234 115H230L231 116L230 118L227 117L225 115V113L227 114L229 112L228 115L229 114H232L231 113ZM122 111L126 115L127 114L128 115L126 116L124 114L126 116L125 117L123 115ZM162 111H165L167 113L165 114V112H162ZM168 111L169 112H172L171 115L168 113ZM223 111H224V113H223ZM119 112L122 113V114L119 115ZM131 112H132V115H133V116L130 117V118H132L131 119L132 122L130 121V118H129V115H131L130 114ZM137 112H138V114H137ZM142 113H145V114H142ZM137 115H138V118L139 119L136 118ZM123 116H124V118H123ZM212 116L214 117V119H213ZM104 117H106L105 118L106 120L104 119ZM200 117L202 119H200ZM204 117H205V119H204ZM207 117H208V119H207ZM217 117H219V118H217ZM224 118H225V120H224ZM125 119H126V122L124 121ZM217 119H218V121H217ZM145 120L147 121V124L151 123L150 125L153 127V129H151V133H150V140H151V142L148 141V145H146L147 143L144 145V144H142V143H140L138 141H137L138 142L137 143L136 140H134L135 139L134 136H135L136 132L138 131V128H139V130H140V127H142L143 129L146 128L147 124H146V121ZM212 120H214V121H212ZM115 121H116V123H115ZM133 121H135V122L133 123ZM189 121H190V123H189ZM205 121H207V122H205ZM178 122H180L181 124L178 123ZM223 122L224 123L226 122L227 124L226 123L224 124ZM192 123L194 124V127H193V124ZM220 123H221V126L223 125L222 127L220 126ZM141 124L142 125L144 124L145 126H142ZM188 125L189 126L192 125V126L188 127ZM201 125H203V126H201ZM21 126H22V128H21ZM21 126L18 125V127H17V130L18 131L20 129H21V131L24 129V126L23 125H21ZM119 126H117V127H119ZM154 127H156L155 128L156 130L154 129ZM215 127H217V128H215ZM142 128H141V130H142ZM220 129H222V130H220ZM250 129H252V130H250ZM261 129H263V130L260 131ZM223 130H225V131H223ZM239 130L240 131L243 130V131H241L240 133H238L237 131H239ZM155 131L157 133H155ZM184 132H186V135L188 137H186V135L184 134ZM199 132H201V134H200L201 136H199ZM251 132H253L255 135L253 133H252V135H250L249 133H251ZM84 133H85V131H84ZM103 133H106V134H103ZM152 133H153V136H151ZM225 133H227L228 136ZM154 134H156V135H154ZM174 134H176V137L174 136ZM189 134H190V140H188L189 139ZM195 134H196V136H195ZM103 135H105V136H103ZM225 135H226V137H224ZM240 135H242V136H240ZM248 135H250V136L248 137ZM6 136H7V134L5 133V131L4 130H0V138H6ZM88 136H87V134L86 135L85 134L83 135L84 138H87ZM207 136L209 137L208 138L209 140L206 138ZM262 136H263V138H262ZM131 137H132V139L130 141V138ZM254 137H255V139H254ZM114 138H115V140H114ZM128 138H129V140H128ZM152 138H154V139H152ZM155 138H158V139H155ZM224 138H226V139L228 138L227 141H225ZM252 138L254 139V142L255 143L253 142V139ZM256 138H258V139H256ZM94 139L96 141H94ZM173 139H175V140H173ZM235 139H236V141H235ZM157 140H160L161 142L160 141L157 142ZM170 140H172L173 142H171ZM197 140L198 141L201 140L202 143L204 142L205 144H207L209 146V148H208V146H207V148L210 150V152L213 153V157L214 158L216 157L217 159H219L218 161L220 163H226L228 165L230 164L229 166H232V167H228V166L226 167V168H228L229 171H227V169L224 168L221 171L220 174H217V172L213 169L212 164L210 162L207 161L208 163H206V161H205V163H204V161L203 162L200 161L201 162L200 163L197 160V156L195 154V144L194 143L195 142L197 143ZM205 140H208V141L205 142ZM213 140H215V141H213ZM105 141H106V143H105ZM218 141L220 143L222 141V145H219L220 143H218ZM101 142H102V144H101ZM129 142H132V143L134 142L136 144H134V143L132 144V143H129ZM154 142H157L159 144L155 143L154 144V147L155 148L154 147L152 148L151 145H153L152 143H154ZM208 142L209 143L211 142L210 143L211 145L208 144ZM224 142H225V146H223L224 145ZM139 143H140V145H138ZM171 143H172V145H171ZM226 143H227V145H226ZM247 143L251 147L246 146ZM104 144H106V146ZM102 145H104L103 147L106 148L107 150L106 149L104 150L103 147H102ZM135 145L136 146L138 145L137 148H136ZM155 145H157V146H155ZM229 145L231 147H230V149H228L229 150L228 151L227 150V146L229 148ZM0 147H2L1 149H7L8 148V143L7 142L6 143L5 142L4 143H0ZM210 147L211 148L213 147V148L211 149ZM215 147H217V149H219V150H217V152L215 151L216 150ZM225 147H226V149H225ZM233 147H234V149H233ZM235 147H236L237 150L235 149ZM174 149L176 150V152L174 151ZM232 149H233V152H232ZM238 149H239V151H238ZM92 150H93V152H92ZM101 150L103 151L102 153L100 152ZM166 150L168 151L167 152L168 154L166 153V155H164V153L166 152ZM240 150H241V153H240ZM242 150H243V152H242ZM258 150H259V152H258ZM68 151H69V153H68ZM75 151L77 153L79 151L80 152L77 154ZM94 151H96V152L94 153ZM253 151H254V153H253ZM231 152H232V155H231ZM218 153H219V155H218ZM68 154L71 157L68 158V156H69ZM170 154L172 156H170ZM104 155H105V159H104ZM174 155H176V156H174ZM260 155H261V157H260ZM101 156H102V158H101ZM106 156H107V158H106ZM233 156H234L235 159L233 158ZM236 156H237V159H236ZM97 158H98V160H97ZM99 158H101V159H99ZM174 158H176V159H174ZM182 158H184V159H182ZM185 158L187 159L188 162L187 161H184ZM259 158L261 159L259 173L260 172L261 173H260V175L258 174V176L256 177L255 175H253V166H254V164L257 162V160ZM5 159H6L5 162L0 161L1 162L0 164L3 167H5V165H6V163L8 161H11L12 159H16V158H13L12 155L8 154ZM188 159L189 160L191 159V160L189 161ZM147 160H146V162H147ZM232 160L235 161V162H237V163L235 164ZM48 161L51 163L52 160H50V157L48 158ZM225 161H227V162H225ZM239 161H241V162H239ZM38 162H39V158L37 156H35L33 158V161H32V163L36 165L35 168L33 169V172L34 173L32 172V174L34 175V177L37 176V175H39L42 172V166L39 165L40 163H38ZM68 162H69V164H68ZM146 162H145V164H148L149 167H150V164H151L150 171L153 170V172H149V178L151 177V179L154 182L157 183V187H159V185H161V184L162 185H166L165 184V181L163 183V180L166 179L165 177H168L169 180H171V177L170 176L172 175V173H171V168L168 165L170 163H168V164L166 163L165 166H162L161 167L160 164H159L160 166H158V164L156 165V163L154 165V162L153 161H151L152 163L151 162H147L146 163ZM232 162H233V164H235V167L232 164ZM87 163L88 164L91 163L90 164L91 166L89 165L90 166V170H89L90 173L88 172L89 166H88ZM96 163H97V166H96ZM99 164H100V166H99ZM261 164L263 165V167H262ZM153 166L155 168H153ZM75 167H77V168L75 169ZM10 168L13 169V168H15V166L14 165H10ZM169 168H170V170H169ZM241 168H242L243 171L240 170ZM160 169L162 171L164 170L165 172L163 171L164 172L163 173ZM167 170H168V172H167ZM225 170H226V172H228V173L231 172V173L230 174H228V173L225 174V172H224ZM83 171H85L84 172L85 174L83 173ZM120 172H121V174H120ZM102 173H103V175H102ZM194 173H195L196 176L194 175ZM247 173H248V175H246ZM164 174H165V176H164ZM261 174H262V176H261ZM75 175H76V177H75ZM152 176H154V177H152ZM158 176H159V179L157 178ZM209 176H211V179H210ZM32 178L33 177H28L29 180L26 179L25 183L23 184V186L21 188V191H23L24 193H29L31 191L30 185L32 184ZM153 178H157V179H153ZM133 179H134V183L136 185L137 184H141V181L139 179H137L136 176H133ZM205 179H207V180H205ZM240 179H242L241 180V183L242 184L240 182H238V181H240ZM201 180L203 181V183H202ZM224 180L226 181L225 184H224ZM254 181H256L255 182L256 184L254 183ZM212 182H214V183H212ZM233 183H236V184H233ZM250 183L251 184L253 183V185H251ZM202 184H203V186H202ZM219 184L221 185V187H219L220 186ZM191 185H192V187H191ZM222 185H223V187H222ZM226 185H228V186H226ZM25 186L27 188H25ZM236 186L239 187V188H237ZM31 187H32V185H31ZM240 187H242V189ZM256 187H257V189H256ZM223 188H225V189L227 188L228 191H227V189L226 190H223ZM205 189H206V191H205ZM238 189H239V191H238ZM145 190L146 191L147 190H150V188L147 187V189H145ZM226 191H227V193H226ZM248 191H249V193H248ZM209 192H210V194H209ZM222 192H224V193H222ZM230 192H232V193H230ZM249 194L250 195H257L259 198L256 196V197H254L253 200H248L246 198V195H249ZM205 195H207V196H205ZM45 196H47V197H45ZM130 196H131L132 199L135 200V202H139L140 201V197L137 195V193H135V192L132 191V192H130ZM203 196H205V197H203ZM211 196H212V199H211ZM261 196H262V198H260ZM216 197L218 199H216ZM240 198L241 199L243 198L242 199L243 201ZM256 198L258 199V201L255 200ZM234 200H236L235 201L236 203L234 202ZM239 201H241V202H239ZM249 201H252V202L249 203ZM215 202H216V204H215ZM253 202H254V204H253ZM241 203H243V205H241ZM248 203L250 205H248ZM162 204L168 206L167 203H165V204L162 203ZM253 205H255V206H253ZM188 207L189 206L184 207L183 211L186 210V209L191 210V207H189V208ZM209 211H210V213H208ZM221 212H222V214H221ZM223 212H226L227 214L229 213V215H228L229 217L228 216L223 217L222 216L223 215ZM239 212H240V214H239ZM178 214H179L180 218H179V216H177ZM208 214H210L209 217H208ZM218 215H219V217H217ZM22 219H23V222L20 223V220H22ZM224 219H225V221H224ZM30 220H35V218L29 217L25 213L16 215L14 217V219H13L14 229H13V232H11L9 234L8 240H6V243L7 244L9 243L8 245L6 244V248L7 249H11L12 248V249L16 250V251L10 253V255L12 256V259L14 261L20 263V264H44V263L45 264H55V263L56 264H61V263H63L64 262L63 256H66V254L69 252L70 246L69 245H65L64 247L61 248L62 250L60 249L59 254H57L54 251V244L53 243L55 241H56V243H58L60 241V238L58 236H55V237L52 236L51 239L50 238L47 239V238H45L43 236L38 237L36 240H34L32 242L31 246H29L27 248V251H25V246H26V243L28 241V238L26 236V229L25 228H27L26 227V226H28L27 223ZM108 220H109V224H112L113 217H112V214L111 213H108ZM157 221L159 223H161L160 224L161 225V229L162 230H165L166 227H167L165 220H163L161 217H159V218H157ZM36 225H37V223H36ZM188 225H189V227H187ZM205 225H207V226H205ZM211 225L212 226L214 225V226L212 227ZM217 226L224 227V229L226 230V233H228L230 235H236V236H238L240 238V240L239 241H235V242L232 241V240H228L229 239L228 235H226L225 233L221 232L220 230H217L216 229ZM258 227H260V228H258ZM254 228H256V229H254ZM12 233L14 235L13 238L11 237L12 236L11 235ZM185 235H186V237H185ZM25 237H26V239H25ZM168 241H169V243L171 242L170 240H168ZM10 243H12V244H10ZM258 243H259V245H257ZM134 244H135V242L133 241L132 242V245H131V248L133 250H135ZM181 247H184L185 249L184 248H181ZM65 248H66V250H65ZM213 248H215V250L217 252L215 258H207L206 256H208L210 254V252L212 250H214ZM40 249L43 250L44 252L43 251L39 252ZM123 252H124L126 258H128V259L131 258V254H130V252L128 250H123ZM212 259H213V261H212ZM114 261H116V262L114 263ZM117 261L120 262V264H123V259L119 257L118 253L117 254H108V255H105L102 258H100L99 262L96 263V264H119V263H117ZM146 263L147 264H152V260L149 258L146 261ZM130 264H137V263L134 262V261L133 262L131 261ZM178 264H180V263H178Z\"/></svg>",
	"mask_w": 264,
	"mask_h": 264
}]
</instances>
